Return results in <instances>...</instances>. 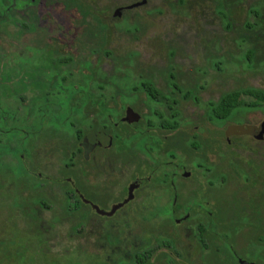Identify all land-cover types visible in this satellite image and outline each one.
Listing matches in <instances>:
<instances>
[{"label": "rangeland", "instance_id": "obj_1", "mask_svg": "<svg viewBox=\"0 0 264 264\" xmlns=\"http://www.w3.org/2000/svg\"><path fill=\"white\" fill-rule=\"evenodd\" d=\"M76 1L74 4L85 5L91 15L84 20L74 11L77 19L83 22L81 29H75L78 34L75 35L78 38L75 47L79 57L72 63L63 64L61 62L67 58V51L57 55L52 50L46 51L47 55H39L35 60L31 52L19 56V50L28 46L26 44L33 36L43 38L55 35L52 28L43 24L39 27L44 32L36 31L37 26L30 34L19 35L26 24L48 19L39 20L36 10L29 7L38 5L40 0H0V62L4 60L0 75L4 73L11 77L8 87H0V122H4L6 128L17 126L28 129L34 124L37 92L31 84H18L23 75L21 71L26 73L36 67L54 68L53 72L44 75V84L53 81L55 90L84 84L87 75L95 68L102 70L108 82L107 79L115 74L117 68H129L122 60L128 57L132 63L133 57L128 55L132 52H139L140 57L142 54L135 65V70L140 73H147L151 68L166 71L171 62L184 74H194L195 68L200 69H196V74L208 70V76L200 78L199 83L210 84L209 90H216V87L220 91L248 87L264 90V0H230V29L224 27L217 14V10L223 11L219 9V0H184L185 4L179 0H148L145 7L129 15L131 20L141 23L139 31L134 25L121 22L120 18L117 19L121 22L119 30L113 25L104 30L96 22L100 18L97 10L125 6L129 0ZM257 7L261 13L259 18L249 13L251 8ZM96 15L95 21L92 16ZM260 21L262 24L244 28L247 23ZM83 37L93 39L80 41ZM103 37H107V43ZM214 43L221 44L218 53ZM95 50L100 53L95 54ZM104 50L111 51L114 56L107 57ZM251 50L254 55L250 54ZM217 56L220 59H216ZM223 56L225 60L221 59ZM21 60H30L31 64L20 69ZM4 62H7L6 65ZM83 62L89 63L88 68L79 72ZM217 68L227 71L222 74ZM210 94L208 91L203 96L208 99ZM195 112L200 116L202 109L197 108ZM234 117H242L247 124L259 125L264 121V112L257 110L251 116L242 112ZM243 121L235 119L234 124L242 125ZM63 130L56 133L49 131L45 136L36 138L37 142L32 140L29 148L28 142L19 137L14 144L6 143L10 146H0L2 161L12 165L11 169L4 171L11 174L13 171L15 176H19L16 181L9 173L0 177V264H113L119 259L130 261L135 251L152 248L156 250L149 264H239L240 261L264 264V188L260 191L231 185L230 194L225 203L219 205V210L228 218L225 227H229L230 231H226L225 235L228 241L232 239L233 245L225 243L216 251L211 243L210 249L205 250L193 236L196 221L176 224L162 216V213L170 214V211L161 209L159 204H129L109 217H100L90 209L91 206L80 205L78 209H70L65 194L71 186L59 179L72 177L76 181L79 159H76V168L64 171L70 158L69 141H75L72 136L68 138L70 131ZM7 138H12V135L4 139ZM47 138H50L49 141L44 142ZM233 140L237 139L232 137ZM242 143L244 149L235 148L234 155L240 152L244 160L241 164L231 162V183L236 184L233 172H237L243 181L250 176L251 184L260 183L264 158L252 154L259 149L254 140L247 138ZM20 153L26 166L24 169L16 158ZM249 157L251 159H247ZM126 179L116 177L110 198L95 201L93 205L102 211H110L119 201ZM40 199L48 205H42ZM245 215H250L249 220L243 218ZM237 228L241 229L240 232L232 237ZM260 231L262 237L257 239ZM162 238L170 239L173 249L158 246L156 240Z\"/></svg>", "mask_w": 264, "mask_h": 264}, {"label": "flooded vegetation", "instance_id": "obj_2", "mask_svg": "<svg viewBox=\"0 0 264 264\" xmlns=\"http://www.w3.org/2000/svg\"><path fill=\"white\" fill-rule=\"evenodd\" d=\"M179 1L185 4L184 0ZM76 2L40 0L38 5H30L29 7L36 10L39 20L48 18L41 22H32L38 26L36 31L44 32L39 27L43 24L52 28L55 35L43 38L33 36L31 42L26 44L28 46L19 50V56L31 52V57L35 60L39 55H47L46 51L52 50L56 55L67 51L65 60H78V50L75 47V41L78 40L75 35L78 34L75 29H81L83 22L77 19L75 12L84 20L91 12L86 10L85 5L74 4ZM128 3L125 6L115 5L108 10H97L100 17L97 21V15L92 17L104 30H109L111 25L119 30L118 24L125 21L139 31L141 23L131 20L129 15L134 10L145 7L148 0H129ZM218 3L219 9L223 11L217 10V14L224 27L230 29V0H219ZM249 13L256 18L261 16L258 7L251 8ZM119 18L122 19L121 22H117ZM258 23L262 24V21L247 23L244 28L257 26ZM92 39L83 37L79 40ZM103 40L107 43V37H103ZM220 45L214 43L217 53L221 50ZM97 53L100 52L95 50V54ZM104 54L107 57L114 56L111 51L104 50ZM250 54L254 55L252 50ZM128 55L133 57V62L130 63L128 57L122 61L129 68H117L115 74L107 79L108 82L102 70L95 68L90 75L85 74L88 78L84 84L55 90L53 81L51 84H44L38 80L39 76L53 72L54 68L36 67L28 72L36 78L31 84L37 92L34 123L37 125L57 122L61 130L70 131L67 136H72L75 141H69L70 158L64 171L76 168V159H79L76 181L72 177L59 179L67 181L71 186L66 191V201L74 208L75 205L91 206L90 209L99 214L93 205L95 201L110 198L116 177L128 178L115 205L123 204L127 199H130L129 202L121 208L129 204H159L161 209L167 208L171 214V217L169 213H162V216L176 224L196 221L193 236L203 249L209 250L211 243L216 251L225 243L232 247V239L228 241L225 235L226 231H230L229 227H225L228 218L221 215L219 205L225 203L232 189L231 185L238 184L243 188L251 187L260 191L264 188V169L259 174L260 183L255 181L257 186L256 183L249 182L250 176L244 181L241 180L237 172H233V175L240 183L235 179L236 184L231 183V162L241 164L244 160L240 152L234 155L237 151L235 148L244 149L242 140H254V145L259 149L252 154L264 158V121L253 125L247 124L242 117H234L242 112L251 116L259 110L246 106L230 116L229 94L241 89L264 90L252 87L233 91L229 88L220 91L219 87L209 90L210 84L199 83L200 78L208 76V70L196 74L198 68H195L194 74H184L171 62L166 71L151 68L147 73H140L135 70V65L142 54L141 57L139 52ZM216 59L220 58L217 56ZM221 59L225 60L224 56ZM224 63L226 61L223 65ZM88 65V62H83L79 72L85 71ZM217 71L225 74L227 70L217 68ZM21 73L24 74L25 71ZM208 91L211 94L206 99L203 94ZM246 98L256 101L253 95L242 94L240 97L246 103L253 102ZM192 108L194 111H191ZM197 108L202 109L200 116L195 112ZM235 119L244 121L242 125H237L234 124ZM56 130L52 132H58ZM34 133L37 134L38 129ZM232 137L237 140L232 141ZM223 212L225 213V208ZM258 214L261 215V212ZM99 216L109 217L101 214ZM248 216L242 217L249 220ZM240 230L237 228L233 231L232 237ZM256 236L257 239L262 237V231ZM176 252L178 253L177 250ZM131 256L132 260L135 256L133 253Z\"/></svg>", "mask_w": 264, "mask_h": 264}, {"label": "trees", "instance_id": "obj_3", "mask_svg": "<svg viewBox=\"0 0 264 264\" xmlns=\"http://www.w3.org/2000/svg\"><path fill=\"white\" fill-rule=\"evenodd\" d=\"M252 13H255L254 10H251ZM30 25H31V28H30ZM25 29H22L20 30V33L19 35H27V34H30L32 32V30L35 31L36 29V26L33 25V23H29V24H26L24 26ZM2 62H0V66L1 68L3 67V61L4 60H1ZM13 61V60H11ZM22 61V60H21ZM19 62L20 64V69H21V66L23 67H26L28 65H30L31 61L30 60H27V61H22V62ZM63 64H69V63H72L73 60L71 59H67V60H62ZM2 63V64H1ZM7 63V62H4V64ZM18 64V63H17ZM6 65V64H5ZM0 68V69H1ZM27 68V67H26ZM1 79H2V82L0 83V87L1 88H6L8 87L7 86V82H10L11 80V77L6 75V74H1ZM39 82L40 83H43L45 82V76H39L38 78ZM36 81V78L34 76H31L28 72L24 73L21 78L18 79V84H23V85H26V83L28 84H33V82ZM27 84V85H28ZM242 94H249V95H253L255 98H256V101H253L251 103H246L244 100H241L240 97ZM229 99H230V110H229V115L230 116H233L234 113L240 109H242L243 107H247V108H251V109H259L261 111L264 112V92L263 91H256V90H251V89H247V90H236V91H233L229 94ZM1 113H0V117H1ZM4 122H0V136H2V138H0V146H4L5 145H8L10 146V142H13V144L15 143L14 141H18V138H21L23 141H27L28 142V148H29V145L31 143V141L33 140H37L36 138H41L42 136H45L46 133H48L49 131H52L54 129H57L55 128L54 126H57L58 129L56 131H61V128H59V125L57 124V122H50V123H45V124H33L32 127L28 128V129H25L24 127H17V126H11L10 129L6 128L5 126H3ZM35 126V128H33ZM32 128L36 131V129H38V133H34V131H32ZM8 135H12V138H7V139H4L6 138V136ZM38 135V136H37ZM16 136V137H15ZM50 138H47L44 140V142H48ZM9 141V142H8ZM9 143V144H6V143ZM14 146V145H13ZM12 146V147H13ZM29 151H31V148L29 149ZM12 151L8 150V153ZM16 158L18 160V164H20V166L24 169L26 166L24 164V161H23V156L22 154H18L16 155ZM3 159V155L1 154L0 155V177H4V175H6L7 173L11 174L9 171H4L6 170V168H10L12 167V165H8L6 163H4L2 161ZM13 175V178H14V181L18 180L19 179V176H15L13 174V171H12V174ZM1 180H0V188H1ZM42 205H44L45 207L48 205L47 202H45L44 200L40 199L39 201ZM69 207L70 209L73 207L72 204H69ZM74 208V207H73ZM79 207L77 205H75V209H78ZM157 242V245L158 246H165L167 248H170V249H173V242L170 240V239H165V238H162V239H157L156 240ZM205 244V242L203 243V245ZM202 245V246H203ZM204 248L206 247V244L203 246ZM156 249L152 248V249H149V250H144V251H135L134 252V256L132 258V260L130 261H124L123 259H119L117 261H115V263L113 264H149V262L151 261V259L153 258L154 256V252H155ZM106 264V263H105Z\"/></svg>", "mask_w": 264, "mask_h": 264}, {"label": "water", "instance_id": "obj_4", "mask_svg": "<svg viewBox=\"0 0 264 264\" xmlns=\"http://www.w3.org/2000/svg\"><path fill=\"white\" fill-rule=\"evenodd\" d=\"M130 199H127L123 204H118V205H115L112 210L110 212H105V211H102L100 210L98 207L94 206L95 210L101 214V215H106V216H112L115 214V212L117 210H119L123 205H125L126 203L129 202ZM239 264H253V263H248V262H244V261H240Z\"/></svg>", "mask_w": 264, "mask_h": 264}]
</instances>
